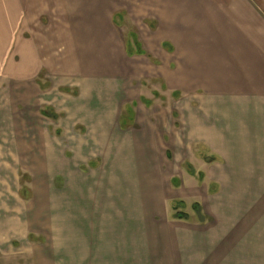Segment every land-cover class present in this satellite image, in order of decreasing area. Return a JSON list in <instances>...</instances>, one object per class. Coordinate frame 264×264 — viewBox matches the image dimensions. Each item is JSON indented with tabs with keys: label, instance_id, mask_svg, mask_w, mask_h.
<instances>
[{
	"label": "rangeland",
	"instance_id": "obj_1",
	"mask_svg": "<svg viewBox=\"0 0 264 264\" xmlns=\"http://www.w3.org/2000/svg\"><path fill=\"white\" fill-rule=\"evenodd\" d=\"M11 1L28 26L0 30V264H84L86 233L127 231L129 220L146 232L148 218L174 232L176 212L198 223V192L217 187L205 171L213 155L185 143L195 162L176 159L156 127L168 111L180 131V91L158 79L148 50L137 53L133 35L141 43L148 28L102 16L95 0H0V10ZM25 42L36 59H22ZM159 141L151 158L143 148Z\"/></svg>",
	"mask_w": 264,
	"mask_h": 264
},
{
	"label": "crops",
	"instance_id": "obj_2",
	"mask_svg": "<svg viewBox=\"0 0 264 264\" xmlns=\"http://www.w3.org/2000/svg\"><path fill=\"white\" fill-rule=\"evenodd\" d=\"M95 1L102 16L127 14L140 33L148 28L140 41L154 73L180 91V131L168 111L154 116L156 127L167 130L176 159L195 162L185 143L208 146L214 162L204 170L217 187L198 192L210 222L178 221L167 227L177 231L158 233L148 218L146 232L129 220L127 231L86 233L84 264H264V0ZM19 10L13 1L0 10L1 31L28 26ZM32 49L37 55L25 42L23 60L36 59ZM160 145L143 149L156 158Z\"/></svg>",
	"mask_w": 264,
	"mask_h": 264
},
{
	"label": "trees",
	"instance_id": "obj_3",
	"mask_svg": "<svg viewBox=\"0 0 264 264\" xmlns=\"http://www.w3.org/2000/svg\"><path fill=\"white\" fill-rule=\"evenodd\" d=\"M120 15H122V14H120ZM133 37H134V39H136V40H135V49L138 50L137 53L140 54V55H144V54H146V51L143 50V48H142V44L138 41L137 36L133 35ZM163 45L166 46V45H168V44H167V43H164ZM133 54H134V53L132 52V50H130V52L128 53L129 56H132ZM42 114H43L44 116L53 117V118H55V119H58V118H59L58 114L51 115V114H49V113L46 112V111H43ZM192 173H194V171H193ZM173 203H174L176 206H177L178 204L181 205L180 202H177V203H176V201H175V202H173ZM193 207H194L196 213H197L198 216H199V218H198V219H199V222H198V223L205 224V223H207V222H210V217H208L207 215L204 214V212H203V208L201 207L200 204L195 203V204L193 205ZM175 209H176V208H175ZM173 218L176 219V220H182V221H189V220H190L188 214H186V213H184V212H176L175 215L173 216Z\"/></svg>",
	"mask_w": 264,
	"mask_h": 264
},
{
	"label": "water",
	"instance_id": "obj_4",
	"mask_svg": "<svg viewBox=\"0 0 264 264\" xmlns=\"http://www.w3.org/2000/svg\"><path fill=\"white\" fill-rule=\"evenodd\" d=\"M206 161L210 163L211 161H213V158L207 157Z\"/></svg>",
	"mask_w": 264,
	"mask_h": 264
}]
</instances>
